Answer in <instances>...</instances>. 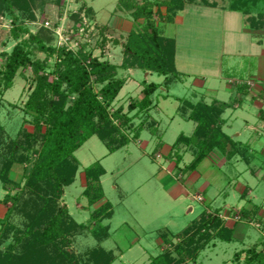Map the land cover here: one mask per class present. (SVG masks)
<instances>
[{"label": "rangeland", "instance_id": "rangeland-1", "mask_svg": "<svg viewBox=\"0 0 264 264\" xmlns=\"http://www.w3.org/2000/svg\"><path fill=\"white\" fill-rule=\"evenodd\" d=\"M130 1L134 5L136 3L143 6L142 0ZM205 1L216 8L205 7ZM263 1L257 0L256 2L262 6ZM186 2V12L178 14V21H166L160 17L159 13L154 15V21L158 23L160 32L167 38L177 40L176 66L178 70L190 74L189 77L181 76L182 80L180 79L181 81L173 84L169 91L165 92L171 95V99L159 100L160 107L164 108L165 113H157L156 109L160 108L155 98L157 108L152 110L151 116L154 119L157 117L162 122L161 130L166 131L164 137L154 138L149 131H142L141 139H135V133L132 132L133 135L128 128L123 127L124 135L131 139V143L114 154L109 153L106 144L98 137L90 139L75 153L81 165L80 170L76 182L65 189V196L60 205L68 208L70 215L78 224L87 226L91 223L92 215L99 206L110 202L113 205L112 218L102 223L94 221L91 227L100 229L105 225L109 226L111 238L98 244L89 233L76 230L71 237L73 245L64 248L58 242L43 243L42 235L37 234L36 231V223L39 222L35 217H33L34 220H27L28 225L25 228L22 223L27 217L16 216L13 223L21 229L17 228L18 231L10 229L7 234L4 232L0 235V253L6 257L12 254L14 258L12 262L7 259L11 264H69L72 254L86 259V253L95 247L113 251L116 257L113 264H148L152 257L160 255V251L166 255L167 252L174 250L175 244L181 242L178 238L174 240L169 238L171 244H168L169 242L165 244V240L161 239L162 235L181 232L191 222L199 219L203 212L205 213V209L203 211L201 206L204 204L200 205L193 201L203 202L205 200L200 189L206 187V174L200 168L189 175L183 172L194 157L190 153L185 155L179 175L174 174L173 176L168 170V167H175L173 160L171 161L173 163H170L168 153L177 138L182 134L191 136L195 128L193 122H187L177 114L180 102L175 99L196 103L198 100H203L208 90L213 89L218 100L233 105L235 90H240L241 87L246 88L244 87L246 84L237 85L234 88L230 84L235 83L230 82L229 84V81L246 83L251 77L257 78V71H261L262 74L264 71V56L262 55L264 29L257 30V32L251 29L253 19L255 26L264 27V11H260L258 7L245 15L232 12V6L237 4L235 0H186ZM119 3L120 0H36V5L31 4L30 6L31 11L34 12V18L27 17L26 21H23L29 32L21 34L19 41L13 39L12 30L16 27V23L8 15L5 4V9L0 10V67L4 66L6 60L3 54L11 53L14 46L21 41L23 43L28 41L31 34H38L46 48H55L56 52L51 56L48 51L43 53L38 51V46H33L32 58L45 60L49 56L48 61L52 69L59 62L58 54L63 50L77 54L79 50L84 49L92 53L93 58L99 57L102 61L108 60L113 64L121 65L124 60L123 49L121 46H115V42L124 44L132 30H144L141 26L144 20L133 16L131 11L134 12V10L132 9L127 12L121 11L122 9L118 8ZM165 11V8L160 10L163 15ZM154 12H157V8H154ZM261 12L263 15H259ZM122 20L130 21L128 29L121 30L123 34L120 30L117 31L121 27ZM258 42H262L263 47ZM135 71L132 69L131 71H119L120 77L127 78L129 82L117 98L114 108L123 106L127 112L132 99L143 97V89L141 90L138 86L140 80L157 84H161L164 80V77L153 73L147 78V73L141 70ZM24 74L25 78L17 76L13 88L5 92L3 96L0 95L2 103L0 124L10 136L8 139L17 135L25 120H33L29 117L30 114L25 113L23 107L34 86V78L31 69L24 70ZM200 83H204V86ZM253 85L247 93L253 94L258 88L255 81ZM158 93L164 92L161 90ZM15 105L18 108L14 109ZM247 106L251 107L252 113L249 118L252 119V124H258L257 115L260 110L251 104ZM173 117H176L175 121H172ZM143 121L146 122L145 115L135 120L136 123L132 125L134 131ZM243 123L240 119L235 123V130L226 128L225 131L228 134L232 133L231 135L236 139H240L244 147L249 142L248 145L253 153V155L251 152L249 154L250 158L253 157L252 166L246 162H238L235 158L227 161L224 155L217 153L222 161L215 158L218 164H215L213 160V162L210 161L215 166V170L213 175L209 176L214 186L213 189L208 190L206 200L208 204L211 201H215L214 204L217 206L249 202L264 204V153L262 152L264 151V138L259 141L254 137V133L244 132ZM25 127L29 132H34V127L30 124H26ZM43 128L45 131V125ZM255 130L259 131L258 135H263L262 128ZM239 132L242 133L241 137L236 136ZM6 151V146H1L0 152L6 153ZM37 157L38 155L35 154L33 160ZM98 162L106 171V175L101 178L105 198L100 204L91 205L84 196L87 190L85 172L87 168ZM30 167L31 163L26 162L23 165L16 164L11 169L9 178L12 185H16V188L12 189L13 194L22 191L26 182V169ZM259 168L263 172L260 171L261 174L258 172L256 174L258 177L250 173L252 169L258 170ZM184 176H186L185 179ZM173 178L190 189L187 195L188 200L184 196L176 201L171 196L172 193L169 190L173 185ZM2 186L0 182V199L6 193ZM247 187L255 191L251 194L250 190H246L249 192L248 200L242 199L241 196ZM174 188L177 189V187ZM222 191L225 192L220 195ZM11 206L12 204L0 203V213L5 212ZM38 207V210L46 211L47 205L38 204ZM191 207L194 208L192 214L188 213ZM27 211L24 210V214H31ZM44 224L42 228H45ZM256 226L257 224L240 223L231 243L218 240L203 250L196 262L190 261L188 264H244V257L241 262L236 263L235 255L253 247L261 239L259 228ZM63 253L68 254V257L64 256L66 259L62 257Z\"/></svg>", "mask_w": 264, "mask_h": 264}, {"label": "trees", "instance_id": "trees-1", "mask_svg": "<svg viewBox=\"0 0 264 264\" xmlns=\"http://www.w3.org/2000/svg\"><path fill=\"white\" fill-rule=\"evenodd\" d=\"M235 1L237 4L232 6V12L245 15L258 7L260 11H264V1L262 6L256 2L257 0ZM142 2L143 6H139L135 2L134 5L130 0H120L118 8L122 9L121 11L127 12L132 9L133 16L144 20V23H141L144 30H132L124 44L115 42V46H122L123 49L124 60L121 65L113 64L108 60L102 61L99 57L93 58V54L84 49L79 50L77 54L63 50L58 54L59 62L52 69L48 61L49 56L45 60L32 58L34 45L38 46V51L43 53L48 51L51 56L56 52L53 47L46 48L38 34H31L28 41L24 43L21 41L14 46L11 53L3 54L6 60L4 66L0 67V95L3 96L13 88L17 76L25 78L26 69L32 70L34 86L23 107L25 113L30 114L29 117L33 120H25L17 135L9 139L6 129L0 124V148L3 145L7 148L6 153L0 152V182L7 191L4 203L12 204L6 216L0 219V235L4 232L7 234L10 229L16 231L21 229L13 221L16 216L22 218L24 215L27 217L22 223L25 228L28 219L31 221L35 217L39 222L36 223V231L37 234L42 235L43 243L58 242L64 248H68L73 245L71 237L76 230L89 233L98 244L111 238L109 226L105 225L100 229L91 227L94 221L102 223L112 218L113 205L110 202L99 206L87 226L78 224L70 215L68 208L60 204L65 196V189L76 182L80 170L81 165L75 153L90 139L98 137L106 144L109 153L114 154L131 143V139L124 135L123 127L128 128L130 133L134 132L135 135L132 134L135 139L140 138L144 131L143 126L145 127L152 118V110L157 108L155 98L162 95L158 91L168 92L170 87L181 79V74L176 68V41L160 32L158 23L154 21V15L159 13L162 19L175 22L178 14L187 7L186 0H142ZM35 3L36 0H0V10H4L6 4L8 15L16 23V27L12 30L14 40L19 41L21 34L29 32L23 21H26L27 17L34 18L30 6L36 5ZM204 6L216 8L207 1ZM154 8H157V12H154ZM162 8L166 9L164 15L160 12ZM261 14L263 15L262 12L259 13ZM254 23L253 19L252 31L264 29V27L258 28ZM105 41L104 39V44ZM131 69L156 74L164 77V81L161 84L143 82V97L132 99L128 111L125 112L123 106L118 108L114 106L128 83L127 78L120 77L119 71ZM244 87L246 88L241 87L240 90L247 91L248 87ZM163 97L168 99L170 95L166 93ZM179 102L180 117L194 122L196 127L191 136L180 135L168 154V158L176 165V175H179L180 166L188 152H191L194 158L185 167L184 173L195 172L215 151L221 152L228 159L231 158L235 144L224 132L222 119V115L230 105L218 101L210 105L204 102L194 104L182 99H179ZM1 105L0 102V109ZM16 108L18 107L15 105L14 109ZM134 112L136 114H133ZM143 115L146 116V122L143 121L144 123L142 122L134 131L132 125ZM26 124L34 127V132H29L25 127ZM35 154L38 157L33 160ZM26 162L31 163V167L26 169L25 186L22 191L13 194L12 189H15L16 185H12L9 173L16 164L23 165ZM85 175L87 190L84 196L91 205L100 204L105 198L101 182V178L106 175L105 169L98 162L87 168ZM8 186L12 188L8 189ZM38 204L47 205L46 211L38 210ZM24 210L31 214H24ZM238 217V222L254 223L251 212L243 210ZM236 218L235 216L234 219ZM225 220L227 221L219 214H203L199 221L173 238V240L178 238L181 242L174 245L172 252H167L166 255L163 252L158 257L152 258L148 264L196 262L201 252L209 245L215 244L214 242L220 240L231 243L234 240L235 228L227 227ZM43 224L45 228H42ZM260 224L264 228V221L260 220ZM163 238L165 244L170 240L168 235ZM170 242L168 244H171ZM259 245L245 251V264L256 262L264 264V251H258ZM241 254L238 253L237 257ZM64 256L68 257V254L63 253L62 257L65 258ZM7 259L12 262L14 258L12 254L6 257L0 253V264H11ZM115 260L113 251L95 247L86 253V259L72 254L69 264H113Z\"/></svg>", "mask_w": 264, "mask_h": 264}, {"label": "crops", "instance_id": "crops-1", "mask_svg": "<svg viewBox=\"0 0 264 264\" xmlns=\"http://www.w3.org/2000/svg\"><path fill=\"white\" fill-rule=\"evenodd\" d=\"M187 8V7H186ZM186 8L183 12H180V13H184L186 12ZM96 19H97V14H96ZM179 20V16H177V19L176 21ZM177 23V22H176ZM184 22H182L183 24ZM130 24V21H127V20H122V23H121V27L119 29H117V31H121V30H127L128 29V25ZM121 34H123V32L121 31ZM176 41V45H177V40ZM258 44L260 46H262V42H258ZM122 47V46H121ZM263 47V46H262ZM177 51H178V48L176 50V57H177ZM263 56H264V50L262 52ZM264 66V65H263ZM177 68V66H176ZM178 70V68H177ZM180 70V69H179ZM178 72L181 74V76H185V77H189L190 74L189 73H186L184 72L183 70H180ZM131 71V70H130ZM135 72H138L137 70ZM152 73L150 72H147L146 74V77L148 78ZM257 78H253L251 77L249 80H253L255 81L258 85H257V91L255 90V92L253 94L251 93H247L249 90L247 89V91L245 90H235V101L233 103V105L229 104L228 102H224V101H221V100H218V98L216 97V92L213 90V89H210L208 90V92L204 95V98L203 100H198L196 103L194 104H197L199 102H204L205 104H212L214 101H218V102H221V103H226V104H229V108L226 109V111L224 112V114L222 115V119L224 120V127H223V130L224 132L226 133L225 129H229L231 130L232 128V131L235 130L234 126H235V123L238 121V120H242L244 123H243V131H249L250 133H254V137L256 139H258L259 141H262V139L264 138V104H263V101H264V94L262 92H264V71H263V74L262 72H258L257 71ZM183 77H181V80H182ZM130 80V79H129ZM179 80V81H181ZM248 80V81H249ZM137 81V80H136ZM164 81V80H163ZM162 81V82H163ZM234 81V80H233ZM129 82V81H128ZM145 82V81H143ZM143 82L140 80L139 83H138V86L139 88L142 90L143 89ZM230 82H232L231 80L229 81V84ZM176 84V83H175ZM201 86H204L202 83H200ZM232 86H237L236 84H230ZM231 89V88H230ZM164 92V91H163ZM232 92V91H231ZM166 94L165 92L162 93V95H160L158 98H157V103H159V108L160 109H156L158 112V114H161V113H165V110L163 107H160V101L161 100H168V99H171V95L168 99H164L163 95ZM160 100V101H159ZM176 101L179 102V98H176L175 99ZM263 100V101H262ZM248 104H251L253 107H257L260 111H259V115H257V118L259 119V125L256 123L255 125L252 124V119L249 118L251 117V107L247 106ZM179 105V104H178ZM180 105L177 107V114H178V109H179ZM179 115V114H178ZM156 116H158L156 114ZM180 116V115H179ZM182 118V117H181ZM183 119V118H182ZM176 120V117H173L172 118V121H175ZM185 120V119H183ZM187 121V120H185ZM187 122H191V121H187ZM194 123V122H193ZM195 127H196V124L194 123ZM146 127L144 131H149L151 136H153L154 138L158 137V139H162V137H164V134H166V131H162V122H160V120L157 119H154L153 117L149 120L148 124L145 125ZM263 129L262 130V134H259L258 135V130L256 131L255 129ZM152 129H155V130H152ZM195 130V128H194ZM143 131V132H144ZM142 132V133H143ZM194 132V131H193ZM141 133V135H142ZM241 132L237 133L236 136L237 137H241L242 133L240 134ZM193 134V133H192ZM191 134V135H192ZM228 136H230L235 144V150H234V153L233 155L231 156V158H227V161L229 160H232L233 158H235L238 162H246V164L248 165H251V159L253 158H250L249 154L250 152L252 153V149L251 147L248 145V143H246L247 145L244 147V144L240 141V139H236L234 136H232L231 134H228L226 133ZM141 135H140V138L141 139ZM153 138V139H154ZM157 139V140H158ZM161 141V140H159ZM162 142V141H161ZM160 142V143H161ZM159 143V144H160ZM229 149V148H228ZM171 151V150H170ZM169 151V152H170ZM264 153V151H262ZM191 154V152H188ZM187 153V154H188ZM217 153H221L219 151H215L213 153H211L209 155L208 158H206L201 164L200 166L198 167V169L200 168L201 170L203 169L204 173L206 174V178H207V181H206V184H205V189H200L201 191V195L204 196L205 200L203 202H196V201H193V203H199L200 205L201 204H204V205H201L203 207V211L205 209V213L208 212V214H219V215H222V216H229V218H227V221H226V225L227 227L229 228H235V233H234V237H235V234L237 232V229H238V226H240V223H244V222H238L236 219H234L235 216L239 215L241 211L245 210V211H248V212H251L252 214V217L254 218V222L256 221L257 223H252V225L254 224H257L256 227L259 228V232H260V235H261V239L258 241V244L259 245V248H258V251H264V245H262V242L264 241V228L263 226L260 224V220L261 222L264 221V204H259V203H246V204H220V205H216L214 204L215 201H211L210 204H208L209 202L206 201L207 200V197H208V190H211L213 189V184L214 182L209 178V176L214 173V170H215V166L213 165V161L215 162V164H218L216 163L217 161L214 160V158L216 160H220L222 161L220 158H218L217 156ZM169 154V153H168ZM222 154V153H221ZM192 155V154H191ZM253 155V153H252ZM264 155V154H263ZM210 157H212V159H210ZM223 157V156H222ZM213 160V161H212ZM172 160H170V163H173L171 162ZM210 161H212L210 163ZM175 164V163H174ZM171 165V164H170ZM182 166V164H181ZM180 166V168H182ZM188 166V165H186ZM252 166V165H251ZM197 169V170H198ZM254 169V168H253ZM251 170V174H253L254 176L258 177L256 174L258 172H263L261 170V168H259L258 170ZM168 170H170V172H172V175L174 176V174H177L176 172V165L175 167H168ZM196 170V171H197ZM261 172L259 174H261ZM264 173V172H263ZM190 173H185V175H189ZM193 174V173H192ZM213 175V174H212ZM224 175H222L223 177ZM261 176V175H260ZM186 176H184V179H185ZM264 179V178H263ZM2 183V182H1ZM3 185V184H2ZM3 187V190H4V193L5 195L3 196V198L0 199V203L2 204H5L4 203V199H5V196L7 195V191L4 189V186ZM174 187H177V189L175 190ZM170 192L172 193L171 196L174 198V200H179V199H182L184 196L187 198L188 200V191H190V189L184 184L176 181V179L173 178V185L170 186ZM174 188V189H173ZM249 187H247L245 189V191L243 193H241L242 195V199L246 198V200H248L250 197L247 196V194L250 192L251 194L255 193L254 189L252 190L251 188L248 189ZM250 190L249 192H246V190ZM206 190V191H204ZM239 191V190H238ZM243 191V190H242ZM254 191V192H253ZM225 191H222V193L220 195H223ZM229 195V194H228ZM227 195V196H228ZM245 200V201H246ZM208 202V203H207ZM11 204V203H9ZM7 210L5 212H1L0 214V219L4 218L6 216V213H7ZM194 212V208H189L188 210V213L192 214ZM204 212L201 214V217L203 216V214H205ZM201 217L197 220H194L193 222H191L185 229H187L189 226H191L194 222L196 221H199L201 219ZM232 223V224H231ZM184 229V230H185ZM184 230H182L181 232L177 233V234H170L168 233L167 235L170 237V239H173L175 236H178L179 234H181ZM166 236V234L162 235V238L161 239H164L163 237ZM255 246V245H254ZM253 246V247H254ZM251 247V248H253ZM251 248H248V249H245V250H242L238 253H242L239 257H237V254L236 253V258H235V262L236 263H239L241 262V260L243 259L244 257V264H245V259H246V253L245 251L251 249ZM163 251H160V254H162ZM152 258H156V257H152ZM151 259V258H150ZM149 259V261H150ZM149 263V262H148Z\"/></svg>", "mask_w": 264, "mask_h": 264}, {"label": "built area", "instance_id": "built-area-1", "mask_svg": "<svg viewBox=\"0 0 264 264\" xmlns=\"http://www.w3.org/2000/svg\"><path fill=\"white\" fill-rule=\"evenodd\" d=\"M47 26H49V23H47ZM46 26V27H47ZM232 83H235L236 85H243V84H246V86L248 87V90H251V88H252V86H254L253 85V83H254V81L252 80H249V81H246V83L245 82H242V81H239V82H236V81H232ZM223 218H225V219H227V217H224V216H222ZM239 219V217H237L236 218V220H238Z\"/></svg>", "mask_w": 264, "mask_h": 264}]
</instances>
